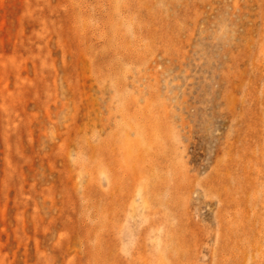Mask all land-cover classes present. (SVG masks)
<instances>
[{
    "label": "rangeland",
    "instance_id": "374dc122",
    "mask_svg": "<svg viewBox=\"0 0 264 264\" xmlns=\"http://www.w3.org/2000/svg\"><path fill=\"white\" fill-rule=\"evenodd\" d=\"M0 264H264V0H0Z\"/></svg>",
    "mask_w": 264,
    "mask_h": 264
}]
</instances>
